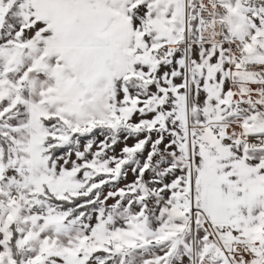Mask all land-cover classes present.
Returning <instances> with one entry per match:
<instances>
[{
	"label": "snow or ice",
	"instance_id": "obj_1",
	"mask_svg": "<svg viewBox=\"0 0 264 264\" xmlns=\"http://www.w3.org/2000/svg\"><path fill=\"white\" fill-rule=\"evenodd\" d=\"M0 264H264V0H0Z\"/></svg>",
	"mask_w": 264,
	"mask_h": 264
}]
</instances>
